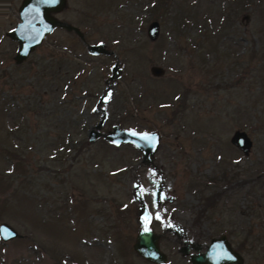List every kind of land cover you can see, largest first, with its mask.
Instances as JSON below:
<instances>
[{"label":"rangeland","instance_id":"rangeland-1","mask_svg":"<svg viewBox=\"0 0 264 264\" xmlns=\"http://www.w3.org/2000/svg\"><path fill=\"white\" fill-rule=\"evenodd\" d=\"M4 1L0 223L21 236L0 244V264H155L133 250L140 229L159 235L163 264H188L186 240L221 234L243 264H264V0L238 11L240 0H66L54 16L83 39L57 26L21 63L7 33L22 0ZM182 6L205 32L177 26ZM99 42L109 55L88 53ZM99 124L160 144L146 162L131 144L88 141ZM236 130L253 142L247 155L230 143Z\"/></svg>","mask_w":264,"mask_h":264},{"label":"water","instance_id":"water-1","mask_svg":"<svg viewBox=\"0 0 264 264\" xmlns=\"http://www.w3.org/2000/svg\"><path fill=\"white\" fill-rule=\"evenodd\" d=\"M66 6V0H22L18 8L19 21L15 27L7 33V36L16 41L17 50L14 55L15 63H21L27 59L30 53L44 39L53 32L57 26L64 27L67 31H73L81 39L83 33L74 25L60 22L54 14L62 11ZM2 16L0 13V20ZM160 32V24L157 20L149 23L147 27V36L150 40L157 39ZM88 53L91 55H109L105 44L102 42L87 45ZM111 76L113 79L120 76L119 64L115 62L111 66ZM150 73L153 76L160 77L164 74V69L159 66H152ZM100 102L106 99L101 96ZM101 124L92 129L88 133V141L93 142L103 137L112 145L131 144L137 148L144 161L150 162L152 156L157 151L160 144V135L157 132H142L132 128H121L114 125L111 130L105 134H101L99 129ZM230 143L247 155L253 145L249 135L244 130H236L233 132ZM21 235L9 224L0 223V240L7 242ZM159 235L150 229H140L137 232L133 250L148 262L155 264H163L166 261V255L159 247ZM194 264H243V257L231 249L229 243L225 240V236L213 238L205 253L198 254L193 258Z\"/></svg>","mask_w":264,"mask_h":264},{"label":"flooded vegetation","instance_id":"flooded-vegetation-1","mask_svg":"<svg viewBox=\"0 0 264 264\" xmlns=\"http://www.w3.org/2000/svg\"><path fill=\"white\" fill-rule=\"evenodd\" d=\"M0 2L3 3V2H5V1H4V0H0ZM21 2H22V1H21ZM1 3H0V11H1ZM154 197H155L156 200L161 199V197H162V192H161L160 190L155 191V196H154ZM163 198H166V197H163ZM167 199L169 200L170 198H167ZM136 235H137V234H136ZM222 235L225 236V240L229 243L231 249L234 250L235 252L239 253V254L242 256V253H241V251L239 250V248H237V247H233V245H232V243H231L229 237H228L226 234H221V235L216 236V237H214V238H219V237H221ZM212 239H213V238H210L208 244H202V245H195V244H193V243H189V242L186 240V241H185V245L179 248L180 253L183 254V256L186 258L188 264H194L192 258H193L194 256L198 255V254L205 253ZM242 257H243V256H242ZM204 264H206V263H204ZM232 264H235V263H232Z\"/></svg>","mask_w":264,"mask_h":264},{"label":"trees","instance_id":"trees-1","mask_svg":"<svg viewBox=\"0 0 264 264\" xmlns=\"http://www.w3.org/2000/svg\"><path fill=\"white\" fill-rule=\"evenodd\" d=\"M168 2V3H170V2H175V0H161V3H163V2ZM251 1H253V0H251ZM255 1V0H254ZM259 1V0H258ZM260 1H262V0H260ZM259 1V2H260ZM157 2H159V1H157ZM250 2V0H240L239 1V4H238V7H237V11L241 8V6L242 7H247L248 5H251V4H247V3H249ZM157 3L155 2V5H156ZM154 5V6H155ZM158 8V4L155 6V9H157ZM185 9L183 8V6L181 7V9H178V15L176 16V18L174 19L175 21H176V23H177V26H182L183 28H185L186 26H189L191 23H194V24H198L199 26H201V28L203 29V32H205L207 29L205 28V26L204 25H202V22H203V20H204V17H198V16H188V15H186L185 14ZM227 16V15H226ZM229 17V16H228ZM203 19V20H202ZM206 29V30H205ZM224 28H223V26H221L220 27V29H219V32H222V30H223ZM261 53H262V56H261V59L262 60H264V45H262V47H261ZM264 127V126H263ZM247 239V238H246ZM0 244H4V243H2V241L0 242ZM244 245H245V243L243 242V243H241V246H240V249H242V247H244Z\"/></svg>","mask_w":264,"mask_h":264},{"label":"bare ground","instance_id":"bare-ground-1","mask_svg":"<svg viewBox=\"0 0 264 264\" xmlns=\"http://www.w3.org/2000/svg\"><path fill=\"white\" fill-rule=\"evenodd\" d=\"M7 1V0H6Z\"/></svg>","mask_w":264,"mask_h":264}]
</instances>
